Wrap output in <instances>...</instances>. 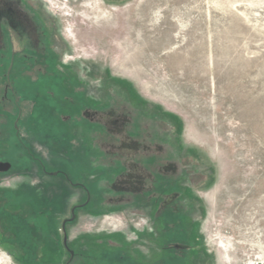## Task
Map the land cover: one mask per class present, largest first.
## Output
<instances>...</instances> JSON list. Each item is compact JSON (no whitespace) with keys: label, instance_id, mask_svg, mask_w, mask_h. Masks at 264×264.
I'll return each mask as SVG.
<instances>
[{"label":"rangeland","instance_id":"1","mask_svg":"<svg viewBox=\"0 0 264 264\" xmlns=\"http://www.w3.org/2000/svg\"><path fill=\"white\" fill-rule=\"evenodd\" d=\"M23 1L64 66L2 91L0 264H264V0Z\"/></svg>","mask_w":264,"mask_h":264},{"label":"flooded vegetation","instance_id":"2","mask_svg":"<svg viewBox=\"0 0 264 264\" xmlns=\"http://www.w3.org/2000/svg\"><path fill=\"white\" fill-rule=\"evenodd\" d=\"M56 42L53 32L48 29L44 20L25 1L0 0V68L4 70L2 79L0 78V100H5L2 98L4 87L14 91L11 70L21 68L20 73L24 75L32 68L39 69L38 71L41 68L46 69L49 64L64 66L59 50L54 47ZM45 72L43 69V73ZM33 79L35 78L32 77ZM6 103L11 106L12 102ZM95 114L96 118L98 112ZM168 245L175 261L178 260V250L186 247L182 242L176 241H170Z\"/></svg>","mask_w":264,"mask_h":264},{"label":"trees","instance_id":"3","mask_svg":"<svg viewBox=\"0 0 264 264\" xmlns=\"http://www.w3.org/2000/svg\"><path fill=\"white\" fill-rule=\"evenodd\" d=\"M49 193V192H48ZM47 193V196L49 197V198H51V195L50 194H48ZM7 211V212H6ZM2 215L4 216V218H7V219H14L12 216L14 215V214H12L10 211H8V209H4L3 210V212H2ZM17 223H19V221L17 222ZM181 227V226H180ZM16 228V227H15ZM23 231H24V235L26 236V235H29V232H30V229H29V227L28 226H26V228H24V229H22ZM25 240H23L22 242H21V244H18L17 246L19 247V246H22L23 244L25 245V248H27V250L28 251H33L32 252V255L34 254V255H38V250H39V246H37V244L36 245H33V244H31V243H27V239H26V242H24ZM53 243H55V241L53 242ZM17 247V248H18ZM21 248V247H20ZM34 248V249H33Z\"/></svg>","mask_w":264,"mask_h":264},{"label":"water","instance_id":"4","mask_svg":"<svg viewBox=\"0 0 264 264\" xmlns=\"http://www.w3.org/2000/svg\"><path fill=\"white\" fill-rule=\"evenodd\" d=\"M1 169L3 170V168H1ZM56 173H57V172H55L54 174H56ZM74 209H75V207H73L72 210H71V214H72V215H71L70 220L74 218ZM66 221H67V220H64V221L62 222V226H64V224H65ZM63 241H64V245L66 246V238H65V237H64ZM69 253H70L71 256L73 255V251L69 250Z\"/></svg>","mask_w":264,"mask_h":264},{"label":"crops","instance_id":"5","mask_svg":"<svg viewBox=\"0 0 264 264\" xmlns=\"http://www.w3.org/2000/svg\"><path fill=\"white\" fill-rule=\"evenodd\" d=\"M18 188H19V187H18ZM18 188H17V189H18ZM18 190H19V192H20L21 189H18Z\"/></svg>","mask_w":264,"mask_h":264}]
</instances>
